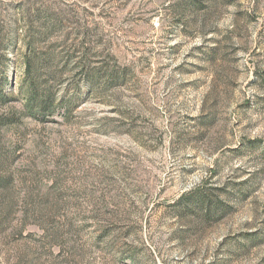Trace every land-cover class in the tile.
Instances as JSON below:
<instances>
[{"label":"rangeland","instance_id":"374dc122","mask_svg":"<svg viewBox=\"0 0 264 264\" xmlns=\"http://www.w3.org/2000/svg\"><path fill=\"white\" fill-rule=\"evenodd\" d=\"M0 264H264V0H0Z\"/></svg>","mask_w":264,"mask_h":264},{"label":"trees","instance_id":"16d2710c","mask_svg":"<svg viewBox=\"0 0 264 264\" xmlns=\"http://www.w3.org/2000/svg\"><path fill=\"white\" fill-rule=\"evenodd\" d=\"M27 44L29 47L32 42L28 41ZM76 51H79L80 56L74 66L78 69L77 72L82 74L85 89L89 93L93 94L101 92L106 88L108 82L115 83L119 79L117 72L114 70H111L109 74H107V70H104L103 62L96 65L99 60L97 62V58L95 57L99 56L100 53L96 52L94 47L82 46L80 49L77 47L75 53H77ZM71 53L62 58L59 55L41 53V55H37L34 58L35 60L33 64L29 61V58H26L24 62L26 75H29L32 66H35L38 69V66L44 63L47 69L46 73L48 77L56 83L61 79L63 71H66L68 64L65 62L69 63L68 59L71 58ZM46 82L48 81H28L23 104V110L28 116L38 118L44 117L45 115H51L52 112L47 111V102L49 100L48 97H50L51 94V86H44ZM66 104L67 105L64 107V111H68L70 107L67 102Z\"/></svg>","mask_w":264,"mask_h":264}]
</instances>
